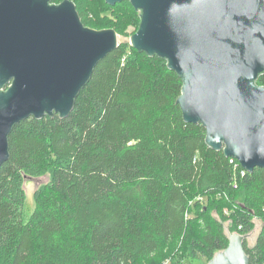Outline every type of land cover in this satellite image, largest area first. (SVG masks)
I'll return each instance as SVG.
<instances>
[{
	"label": "trees",
	"instance_id": "trees-1",
	"mask_svg": "<svg viewBox=\"0 0 264 264\" xmlns=\"http://www.w3.org/2000/svg\"><path fill=\"white\" fill-rule=\"evenodd\" d=\"M69 1L84 27L101 30L105 18L88 0ZM103 4L123 9L106 29H137L139 15L136 24L125 15L138 13L128 0ZM255 82L264 86V73ZM181 87L165 59L120 43L96 64L67 117L15 124L0 168V264H154L176 244L209 261L257 220L261 230L243 249L248 264H264V169L248 172L210 148L204 127L183 120ZM47 173L27 216L24 178ZM211 204L226 211L221 219Z\"/></svg>",
	"mask_w": 264,
	"mask_h": 264
},
{
	"label": "water",
	"instance_id": "water-1",
	"mask_svg": "<svg viewBox=\"0 0 264 264\" xmlns=\"http://www.w3.org/2000/svg\"><path fill=\"white\" fill-rule=\"evenodd\" d=\"M128 1L139 15L129 44L181 77L184 122L202 125L207 145L246 171L264 169V86L255 82L264 73V0ZM118 45L115 30L84 27L69 0H0V168L11 128L29 117H67ZM248 237L231 234L207 264H248Z\"/></svg>",
	"mask_w": 264,
	"mask_h": 264
},
{
	"label": "rangeland",
	"instance_id": "rangeland-1",
	"mask_svg": "<svg viewBox=\"0 0 264 264\" xmlns=\"http://www.w3.org/2000/svg\"><path fill=\"white\" fill-rule=\"evenodd\" d=\"M89 10L93 11L94 14H99L102 19L100 22V29H106L105 23L112 22L115 20V13L123 10L122 8H109L104 6V0H88ZM127 20L137 23L138 13L130 15L128 19V14H125ZM135 26H129L123 33L117 34L118 43L129 44V38L136 31ZM50 180L49 174H45L41 177H25L23 181V191H24V212L28 216L34 209V199L33 194L39 188L44 187ZM205 204V203H204ZM206 205V204H205ZM212 210L210 214L214 217L221 219L219 212L223 209L221 205L214 207V204H211ZM224 210V209H223ZM224 212H226L224 210ZM194 215V214H193ZM228 220L224 222L225 229L228 228L230 224ZM262 222L257 220L255 222L253 230L248 234V238L245 240L246 245L252 246L256 240L257 235L261 230ZM227 232V231H226ZM228 234V233H227ZM231 235V234H230ZM229 235V236H230ZM177 245V246H176ZM175 247L171 246L169 249L164 252L156 255L153 262L154 264H207L208 260L198 254H193L184 244H176Z\"/></svg>",
	"mask_w": 264,
	"mask_h": 264
},
{
	"label": "built area",
	"instance_id": "built-area-1",
	"mask_svg": "<svg viewBox=\"0 0 264 264\" xmlns=\"http://www.w3.org/2000/svg\"><path fill=\"white\" fill-rule=\"evenodd\" d=\"M229 163L235 165V160L230 158V159H229ZM244 172H245V171H241L240 174H241V175H244Z\"/></svg>",
	"mask_w": 264,
	"mask_h": 264
},
{
	"label": "flooded vegetation",
	"instance_id": "flooded-vegetation-1",
	"mask_svg": "<svg viewBox=\"0 0 264 264\" xmlns=\"http://www.w3.org/2000/svg\"><path fill=\"white\" fill-rule=\"evenodd\" d=\"M61 3V2H60ZM49 4H51V5H57V4H59L58 2H54L53 0H49Z\"/></svg>",
	"mask_w": 264,
	"mask_h": 264
}]
</instances>
